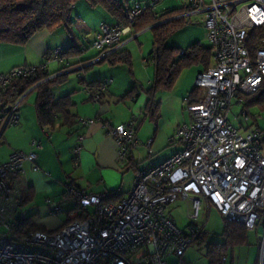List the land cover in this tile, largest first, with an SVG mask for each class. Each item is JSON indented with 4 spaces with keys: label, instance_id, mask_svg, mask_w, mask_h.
Returning a JSON list of instances; mask_svg holds the SVG:
<instances>
[{
    "label": "built area",
    "instance_id": "1",
    "mask_svg": "<svg viewBox=\"0 0 264 264\" xmlns=\"http://www.w3.org/2000/svg\"><path fill=\"white\" fill-rule=\"evenodd\" d=\"M160 0H135L127 8L126 25L101 22L91 41L102 60L119 51L123 36L146 10L155 11ZM188 10L174 15H201L212 48L211 65L197 73V101L188 104L189 121L180 124L169 142L181 148L161 163L138 169L130 190L118 200L104 201L66 184L64 198L75 202L68 221L55 230H32L24 209L19 177L26 162L34 164L43 145L31 139L27 151L13 150L0 162V264H190L183 256L200 228L195 224L204 199L223 219L243 224L249 230L264 229V129L260 114L243 108L245 97L264 94V37L252 43L254 33L264 28V0H187ZM62 48L53 58L64 62ZM184 49L180 51L183 53ZM51 59V58H50ZM46 60L42 67L47 66ZM37 66L20 65L0 73V130L18 123L17 103L5 106L3 89L13 80L34 73ZM113 83L105 77L84 84L92 102H99ZM239 111L229 120L233 106ZM96 118H79L82 125ZM137 118L113 126L109 135L117 147V160L124 163L139 146ZM151 139L145 143L150 148ZM80 146L74 151L78 152ZM178 197L190 202V222L179 228L167 208ZM50 214L59 216V201L45 199ZM82 215V216H80ZM264 254V235L259 238ZM227 255L218 264H227Z\"/></svg>",
    "mask_w": 264,
    "mask_h": 264
},
{
    "label": "crops",
    "instance_id": "2",
    "mask_svg": "<svg viewBox=\"0 0 264 264\" xmlns=\"http://www.w3.org/2000/svg\"><path fill=\"white\" fill-rule=\"evenodd\" d=\"M73 15L75 17L74 23L69 27L36 31L25 44L0 42V73L7 72L11 68L20 65L37 66L46 62L47 59H49L47 69L50 72H55L61 67V64L53 58L54 50L57 48L65 50L71 46L81 50V53L74 59L78 63L68 69L70 73L83 70V74L78 76L79 88L67 92L72 93L71 99L74 103L69 109L75 116L71 124L61 125V119L58 118L54 127L41 128L37 123L33 103V110L30 107L28 111L27 109L24 111L23 106H18V123L14 126L7 124L0 130V142L4 139L8 147L4 159H7L13 150L27 151L31 139L41 141L43 148L39 151L34 162L38 169H33L32 162H26L19 177V185L22 191L30 196L23 207L27 210L30 222L33 224L38 223V225L45 227L46 218L41 217L36 221L33 215L36 216L37 214L40 217L39 213L41 212L44 213L43 216L50 214L49 207L45 202L46 198L59 201L65 218L56 223L55 229L67 222L70 217L68 215L69 211L77 207L73 200L64 198L66 184H71L73 188L83 192L99 194L103 197H110L109 192L114 191L120 193L117 198L119 199L132 187L138 169L157 165L181 148L178 142L167 140V134L169 133L163 135L158 129L157 133L153 134L150 148L145 147L146 141L149 140L148 137L152 134L151 125L144 117V105L147 95L144 92L145 90L139 89L137 83L141 82L140 84L148 87L152 83L154 69L151 63L147 61L150 51L147 55L140 52L144 66L138 62L136 65L135 61L132 62L131 68L124 63L110 65L104 59L92 61L91 58L97 52L91 47L88 49L85 47L91 45L100 23L112 22L113 19L101 8L89 6L85 0H80L75 4ZM147 29L150 30V28H145L135 32L132 28L128 34L123 36L124 44L120 50L128 51L125 49L126 45L137 39V36ZM82 48H85V50H82ZM128 52L130 54V51ZM52 63L55 66L51 67ZM202 70L203 68L198 66V72ZM122 71L128 72L129 81L126 78L123 79L122 83L119 81L118 73ZM61 72L64 73L65 71ZM131 75L135 76V81ZM107 76L113 78L112 85L102 94L99 102L90 101L83 91V85ZM68 78L67 76L66 81ZM195 78L190 77L188 89L182 90L180 94L178 91L175 92V96L179 94L178 99L181 98L184 101V98L189 96V92L195 88ZM80 80L85 83L82 84ZM143 81L145 83H142ZM65 82L52 89L55 97H58V95H55L54 91L58 92ZM130 91L132 92L129 94ZM175 102L177 100L173 103ZM133 116L137 118L136 133L140 143L131 152L127 160L122 163L117 160V147L108 133L113 126L126 123ZM189 116L188 112V117L183 116L181 122H188ZM82 117L96 118L97 120L90 125H82L78 122V118ZM182 123H177L172 131H175ZM7 128H9L8 131H6ZM15 134L20 135V137H16ZM76 146H80L78 152L74 151ZM160 151H165L160 161L151 164L142 163L148 155ZM129 166L134 170L132 177L126 172Z\"/></svg>",
    "mask_w": 264,
    "mask_h": 264
},
{
    "label": "trees",
    "instance_id": "3",
    "mask_svg": "<svg viewBox=\"0 0 264 264\" xmlns=\"http://www.w3.org/2000/svg\"><path fill=\"white\" fill-rule=\"evenodd\" d=\"M78 1L80 0H0V42L25 44L36 31L69 27L74 23L75 17L73 15V9ZM85 1L91 7L101 8L113 19L112 22L122 23L123 25L127 24L125 15L127 8L131 5L129 0ZM183 10H188L187 3L182 8L166 10L161 13L157 12V8L154 12L146 10L135 19L132 26L135 32L150 28L152 33L151 50L148 54L147 61L153 66L154 74L152 83L145 92L147 98L144 105V117L148 114L152 117L158 114L160 102L155 98V89L159 87L162 89L173 88L182 70L191 65H197L203 68V70L211 65L212 48L210 45L205 47L199 42L192 43L185 48L166 45L167 38L174 30L184 24V17L172 18L174 15L184 12ZM260 37H264V28L254 33L252 43L257 44ZM85 48L88 49L89 46ZM85 48H82V50H85ZM182 49H184V52L180 53ZM80 53V49L71 46L63 50L62 57H64L65 61L60 62L61 67L55 72H50L47 67H42L43 63H41L37 65L36 70L31 75L10 82L2 92L4 105H14L23 96L17 103L18 108L27 96L34 94L36 119L41 128L54 127L58 118L61 119V125L71 124L75 118L74 114L69 110L74 105L71 99L72 93L55 97L52 89L66 81L68 73H70L67 70L78 63L74 59ZM104 60L108 61L110 65L124 63L130 68L132 66L131 56L125 50H119L104 58ZM61 71L65 72L62 73ZM80 82L82 84L85 83L83 80H80ZM131 92L128 93L130 94ZM197 95L198 91L196 88L191 90L189 96L186 97L188 104L195 103L197 101ZM245 101L243 108L247 109L251 105H258L262 108L264 107V94L257 93L246 96ZM109 193L111 196L103 197L104 201L118 200L117 198L120 193L114 191H110ZM29 198V194L23 192L22 204H26ZM223 220L225 223L223 234L227 239L225 243L230 245L245 243L247 228L241 223L226 219ZM28 222H30V218ZM28 224L32 230H45L43 227L31 222ZM202 235L200 229L195 240L200 241ZM225 250L226 244H207L206 256L209 264H218L219 258L222 255H226L224 254ZM255 264H259L258 261H255Z\"/></svg>",
    "mask_w": 264,
    "mask_h": 264
},
{
    "label": "rangeland",
    "instance_id": "4",
    "mask_svg": "<svg viewBox=\"0 0 264 264\" xmlns=\"http://www.w3.org/2000/svg\"><path fill=\"white\" fill-rule=\"evenodd\" d=\"M133 1L135 0H129V3L132 4ZM140 1L141 3H146L147 0ZM186 3L187 0H160V2L157 4V12L161 13L166 10L182 8L183 5H185ZM151 41L152 33L149 29H147L142 31L137 36V39L132 40L126 45L125 49L130 51V54L132 56L131 61L133 60L132 62L135 61L136 65L138 62L140 65L144 66L141 61L140 52H143L144 55H147L150 51ZM195 42H199L205 47L209 46L201 16H185L183 26L173 31V33L167 38L166 45L170 47L185 48ZM52 64L53 65H51V67L55 66L54 63ZM82 71L83 70H79L69 73L68 80L63 85H61L62 87H60L59 91H54L55 95L61 96L67 94V92L69 91L78 89L80 86L78 76L83 74ZM197 72L198 66L191 65L183 70L181 77L178 79V81H176L173 88L162 89L161 87H159L158 89H155L156 92L154 95L156 100H158L160 104L157 115L155 114L152 117L148 114L147 116H145V119L151 125L152 134L148 137L149 139L152 140L153 134L155 132L157 133L158 129V131L163 133V135L169 133L167 134V140L169 141V138L174 134V130L172 131L173 127L177 123H182L181 121L183 116L188 117L186 102L185 100L182 101L181 98L178 99V96L182 90L188 89L190 77L195 78ZM127 73L128 72L126 71L118 73L119 81L121 83L125 80V78L127 81H129V76ZM107 77L112 78L111 76ZM131 77L135 81V76L131 75ZM140 83L141 82L137 83L139 89H142V91L145 90L144 92H146L148 86H144V84L142 85ZM142 83L145 82L143 81ZM177 91L179 94L178 96H175V92ZM176 100L177 102L173 103ZM33 101L34 95L31 94L26 97L19 106H23L24 111L26 109L28 111V108L30 109V107L31 110H33ZM239 109V106L234 105L229 112V120L233 124H238L240 122V118L233 116L234 112H238ZM248 109L251 113L260 114L258 124L261 129H264V107L260 108L258 105H251ZM8 130L9 128L6 129V131ZM15 136L20 137V135L18 136V134H15ZM7 149L8 147L5 144L4 139H2L0 142V162L6 160L4 159V156L7 152ZM164 152L160 151L157 153L150 154L143 160L142 163H156V161H160L162 159ZM126 172L130 174V177H132V174H134V170L131 166L128 167ZM190 212V202L182 199L181 197H178L177 200L167 208L168 217L171 218L175 222V224L182 229L185 228L190 222ZM39 215L40 217L37 214L36 216L33 215V218L36 221L39 220V218L41 217L46 218L47 221L44 224L45 227H43L42 225H38V223L35 225L41 226L44 229L48 230L55 229L56 223L60 219L65 218V215H63V213L59 216H53L51 214H48L47 216L45 215V217L43 216L44 213L41 212L39 213ZM195 224L201 229L203 235L200 241L194 240L192 245L184 253V260L189 262L190 264H209L208 258L206 256V246L209 243H217L219 245L226 244V250L224 254H226L228 258L227 264H255V261H258L259 264H264V254H262V251L259 248V238L261 237V235H264V229L259 228L255 230H248L246 241L243 244L230 245L228 243H225L227 239L226 236L223 234L225 224L223 217L213 205L209 204L204 199L201 201V210L199 212V217L195 221ZM176 260V258H169V262L171 264L174 263Z\"/></svg>",
    "mask_w": 264,
    "mask_h": 264
},
{
    "label": "water",
    "instance_id": "5",
    "mask_svg": "<svg viewBox=\"0 0 264 264\" xmlns=\"http://www.w3.org/2000/svg\"><path fill=\"white\" fill-rule=\"evenodd\" d=\"M69 71V70H68ZM23 97V96H22Z\"/></svg>",
    "mask_w": 264,
    "mask_h": 264
}]
</instances>
